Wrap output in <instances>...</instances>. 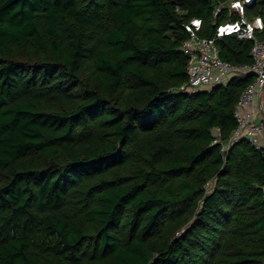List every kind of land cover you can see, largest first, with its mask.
I'll list each match as a JSON object with an SVG mask.
<instances>
[{"label":"trees","instance_id":"obj_1","mask_svg":"<svg viewBox=\"0 0 264 264\" xmlns=\"http://www.w3.org/2000/svg\"><path fill=\"white\" fill-rule=\"evenodd\" d=\"M229 1L0 0V264H264V149L214 143L254 77L186 89Z\"/></svg>","mask_w":264,"mask_h":264},{"label":"built area","instance_id":"obj_2","mask_svg":"<svg viewBox=\"0 0 264 264\" xmlns=\"http://www.w3.org/2000/svg\"><path fill=\"white\" fill-rule=\"evenodd\" d=\"M254 0H230L227 4L229 13H235L234 19L229 16L216 24L212 37H200L199 31L202 19L192 18L184 23L187 38L182 43V50L187 56L186 89L201 90L222 84L234 76L253 75L254 79L242 92L234 107L237 125L226 141H220L217 136L214 143L220 142L223 155L231 145L241 140H247L254 148L264 149V40L259 37L264 29V10L261 14L249 19L246 16V6ZM221 9L214 12L217 17ZM235 35L239 39L249 40V64H232L220 57L217 41L219 38ZM181 88H185L182 86ZM264 200V183L261 187Z\"/></svg>","mask_w":264,"mask_h":264},{"label":"rangeland","instance_id":"obj_3","mask_svg":"<svg viewBox=\"0 0 264 264\" xmlns=\"http://www.w3.org/2000/svg\"><path fill=\"white\" fill-rule=\"evenodd\" d=\"M228 4H226V6H227ZM260 7H261V5L258 3V5L257 6H255L254 7V11H258L259 9H260ZM253 12V11H252ZM249 19H251V16H250V12H248L247 13V15H246ZM208 88H210V87H208Z\"/></svg>","mask_w":264,"mask_h":264},{"label":"crops","instance_id":"obj_4","mask_svg":"<svg viewBox=\"0 0 264 264\" xmlns=\"http://www.w3.org/2000/svg\"><path fill=\"white\" fill-rule=\"evenodd\" d=\"M256 15L257 14H253V13L250 14L251 18L255 17ZM263 139H264V137H263Z\"/></svg>","mask_w":264,"mask_h":264},{"label":"clouds","instance_id":"obj_5","mask_svg":"<svg viewBox=\"0 0 264 264\" xmlns=\"http://www.w3.org/2000/svg\"><path fill=\"white\" fill-rule=\"evenodd\" d=\"M258 15V14H257Z\"/></svg>","mask_w":264,"mask_h":264}]
</instances>
